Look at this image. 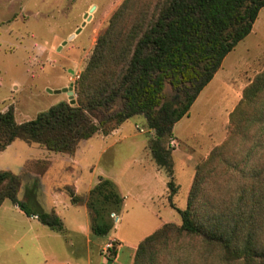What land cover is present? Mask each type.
<instances>
[{"label": "trees", "instance_id": "trees-1", "mask_svg": "<svg viewBox=\"0 0 264 264\" xmlns=\"http://www.w3.org/2000/svg\"><path fill=\"white\" fill-rule=\"evenodd\" d=\"M129 3H122L99 36L76 83V103L60 102L22 123L12 107L0 112V150L22 139L72 154L82 140L107 136L143 115L157 131L152 154L168 172V200L181 224L164 223L146 236L133 264H264V69L230 114L227 139L197 166L184 209L173 202L178 185L167 146L175 124L189 115L228 53L252 31L264 0H160L149 17L144 13L150 9L128 13ZM168 90L176 97L167 98ZM21 186V175L0 170V207L9 199L63 231L60 215L37 203L35 186L26 190V200L18 198ZM223 189L227 194L218 196ZM70 196L80 202L72 190ZM123 202L115 182L101 176L87 199L94 235L111 232V213L120 212Z\"/></svg>", "mask_w": 264, "mask_h": 264}, {"label": "rangeland", "instance_id": "rangeland-1", "mask_svg": "<svg viewBox=\"0 0 264 264\" xmlns=\"http://www.w3.org/2000/svg\"><path fill=\"white\" fill-rule=\"evenodd\" d=\"M124 1L0 0V112L12 107L18 123L34 119L60 102L71 103L67 93H55L71 85L76 103V83L99 36ZM159 2L130 0L128 13L150 9L144 13L149 17ZM263 69L264 7L250 34L228 53L189 115L173 128L167 146L173 160V180L178 185L175 206H187L197 166L227 139L230 114L245 87ZM174 97L168 90L167 98ZM119 128L107 136L98 133L82 140L72 154L50 151L22 139L0 150V170L22 177L18 198L26 200V190L33 189L37 181V203L45 210H54L65 225L63 231L53 230L5 200L0 207V264L63 260L105 264L110 258L112 264H133L140 241L164 223L181 224L180 213L168 200L167 183L162 177L150 178L152 167L158 166L165 171L167 182L170 179L152 154L156 129L148 126L143 115L133 116ZM221 172L215 170L217 176ZM99 175L118 183L124 196L120 212L111 213L115 214V225L106 236L92 232L93 214L87 205ZM93 179L95 184H91ZM71 190L80 197L79 203L72 202ZM226 194V189L217 192L218 196ZM81 224V229L75 230Z\"/></svg>", "mask_w": 264, "mask_h": 264}, {"label": "crops", "instance_id": "crops-1", "mask_svg": "<svg viewBox=\"0 0 264 264\" xmlns=\"http://www.w3.org/2000/svg\"><path fill=\"white\" fill-rule=\"evenodd\" d=\"M121 128H119V129H117V130H120ZM116 130V131H117ZM122 132V131H121ZM75 160V159H74ZM140 163H142V162H140ZM144 172L147 174V172H149L148 171V169H146V168H144ZM164 174H165V176H164ZM151 176H150V178H152V179H154V178H156V177H162L163 178V181L164 182H166L167 183V175H166V173H165V171L162 169V168H159L158 166L156 167H152V173L150 174ZM99 176H103V175H99ZM103 177H105V176H103ZM99 178V177H98ZM111 179V178H110ZM112 180V179H111ZM114 181V180H113ZM94 182H96V181H94V179L91 181V184H95ZM115 182V181H114ZM116 183V182H115ZM117 185H118V183H116ZM118 188H119V186H118ZM119 190H120V188H119ZM165 193H167V190H165ZM168 195V194H167ZM65 202H66V200H64V204H65ZM33 218H35V219H38L37 217H35V216H33ZM39 220V219H38ZM43 224V223H42ZM84 224V223H83ZM83 224H81V225H79L75 230H79V229H81V227H82V225ZM74 230V231H75ZM55 259V258H54ZM112 262H113V260L112 259H109L105 264H112ZM56 263H62V264H70V261L69 260H63V261H56V262H53V263H51V264H56Z\"/></svg>", "mask_w": 264, "mask_h": 264}, {"label": "water", "instance_id": "water-1", "mask_svg": "<svg viewBox=\"0 0 264 264\" xmlns=\"http://www.w3.org/2000/svg\"><path fill=\"white\" fill-rule=\"evenodd\" d=\"M49 91L53 92L52 90H49ZM60 92H68L71 104L75 103V99H74V95H73V86L72 85L69 86V87H64L63 89L55 90V93H60Z\"/></svg>", "mask_w": 264, "mask_h": 264}, {"label": "built area", "instance_id": "built-area-1", "mask_svg": "<svg viewBox=\"0 0 264 264\" xmlns=\"http://www.w3.org/2000/svg\"><path fill=\"white\" fill-rule=\"evenodd\" d=\"M171 143H172V145H173L174 141L172 140ZM114 215H115V214L113 213L111 217H113ZM117 218H118V217H117ZM110 246H111V245H110ZM110 246H108V247H110Z\"/></svg>", "mask_w": 264, "mask_h": 264}, {"label": "flooded vegetation", "instance_id": "flooded-vegetation-1", "mask_svg": "<svg viewBox=\"0 0 264 264\" xmlns=\"http://www.w3.org/2000/svg\"><path fill=\"white\" fill-rule=\"evenodd\" d=\"M72 72H73V70H71ZM65 93H67L68 94V92H65ZM68 96H69V94H68Z\"/></svg>", "mask_w": 264, "mask_h": 264}]
</instances>
